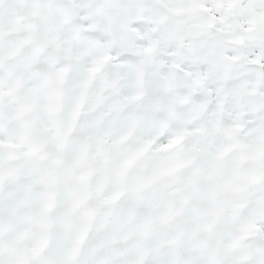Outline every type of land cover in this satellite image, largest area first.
<instances>
[{"label": "snow or ice", "instance_id": "1", "mask_svg": "<svg viewBox=\"0 0 264 264\" xmlns=\"http://www.w3.org/2000/svg\"><path fill=\"white\" fill-rule=\"evenodd\" d=\"M0 264H264V0H0Z\"/></svg>", "mask_w": 264, "mask_h": 264}]
</instances>
